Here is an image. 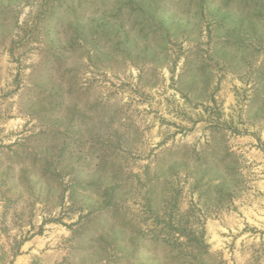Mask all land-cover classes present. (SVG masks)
<instances>
[{"label":"rangeland","instance_id":"obj_1","mask_svg":"<svg viewBox=\"0 0 264 264\" xmlns=\"http://www.w3.org/2000/svg\"><path fill=\"white\" fill-rule=\"evenodd\" d=\"M0 264H264V0H0Z\"/></svg>","mask_w":264,"mask_h":264}]
</instances>
